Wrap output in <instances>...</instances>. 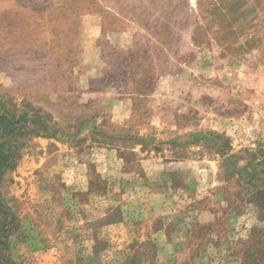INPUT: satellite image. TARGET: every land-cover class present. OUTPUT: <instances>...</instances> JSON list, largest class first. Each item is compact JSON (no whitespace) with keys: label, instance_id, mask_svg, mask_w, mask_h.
I'll list each match as a JSON object with an SVG mask.
<instances>
[{"label":"rangeland","instance_id":"obj_1","mask_svg":"<svg viewBox=\"0 0 264 264\" xmlns=\"http://www.w3.org/2000/svg\"><path fill=\"white\" fill-rule=\"evenodd\" d=\"M0 103L18 264H243L264 231V0H0Z\"/></svg>","mask_w":264,"mask_h":264},{"label":"trees","instance_id":"obj_2","mask_svg":"<svg viewBox=\"0 0 264 264\" xmlns=\"http://www.w3.org/2000/svg\"><path fill=\"white\" fill-rule=\"evenodd\" d=\"M15 121L1 106L0 103V179L14 166L16 159V145L12 135L17 129ZM262 220H264V193L254 195ZM14 221L9 208L0 199V264H18L9 256L8 233ZM8 226V227H7ZM241 258L243 264H264V231L253 230L249 240L244 241Z\"/></svg>","mask_w":264,"mask_h":264},{"label":"crops","instance_id":"obj_3","mask_svg":"<svg viewBox=\"0 0 264 264\" xmlns=\"http://www.w3.org/2000/svg\"><path fill=\"white\" fill-rule=\"evenodd\" d=\"M165 180V179H164ZM173 193L167 188L163 182H150L144 187L137 190L134 196V205L132 206V216L138 218L137 220H143L144 222H152L154 218H158L167 210L166 200L171 198ZM126 220V219H125ZM110 221L106 224H102L100 231L106 232L111 230L122 222ZM127 222V220L125 221ZM154 236L162 238L164 235L162 231L156 233Z\"/></svg>","mask_w":264,"mask_h":264}]
</instances>
